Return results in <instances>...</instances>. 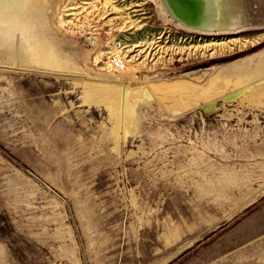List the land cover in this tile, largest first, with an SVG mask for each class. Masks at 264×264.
I'll list each match as a JSON object with an SVG mask.
<instances>
[{"label": "rangeland", "instance_id": "rangeland-1", "mask_svg": "<svg viewBox=\"0 0 264 264\" xmlns=\"http://www.w3.org/2000/svg\"><path fill=\"white\" fill-rule=\"evenodd\" d=\"M223 1L216 34L166 0L0 22V264H264V25Z\"/></svg>", "mask_w": 264, "mask_h": 264}, {"label": "bare ground", "instance_id": "bare-ground-1", "mask_svg": "<svg viewBox=\"0 0 264 264\" xmlns=\"http://www.w3.org/2000/svg\"><path fill=\"white\" fill-rule=\"evenodd\" d=\"M180 1H182L183 3V0H180ZM192 1L195 3L196 0H192ZM246 1L247 0H224L222 2V5H221L222 8L220 9L228 11L227 12L229 14L228 17L231 22V27H228L227 31L230 29V31L235 32L239 30L240 28L253 27V26H258L261 24L264 25V0H253V3H254L253 6H255V9L260 10L261 13H259L256 17H250V18L248 17L247 12H246V8L248 9V7L246 6ZM186 4L192 5L191 3L187 1H186ZM216 9H219V8H216ZM45 10H46L45 0H0V22H5V21L11 22L9 24L19 34L22 41L25 42V44L26 43L30 44L32 43L35 35H38L39 40H41L39 30L43 27V22L45 19L44 17ZM242 10L243 11L245 10V12H243ZM187 21H189L188 24L190 25L192 24L190 19H187ZM218 22H219V18L215 16V18L206 19L205 22H198L199 26H186L182 24L181 22L180 24L181 26L192 29V30L205 32L203 30L204 28L212 27L213 24L218 23ZM201 23H202V26H201ZM200 26L203 27L201 30L195 29L196 27H200ZM254 57H256V55L246 57L245 59L229 64L223 69H225L224 71H227V73L233 72L237 69H240L239 71L243 72L244 67H246L245 65L249 63L251 60H253ZM261 57L262 56L260 55L259 58ZM252 62L253 61H251L250 63L254 64ZM256 64L258 65V63ZM247 65L249 66V64ZM258 67H260V65ZM246 71H244V73H247Z\"/></svg>", "mask_w": 264, "mask_h": 264}, {"label": "water", "instance_id": "water-1", "mask_svg": "<svg viewBox=\"0 0 264 264\" xmlns=\"http://www.w3.org/2000/svg\"><path fill=\"white\" fill-rule=\"evenodd\" d=\"M186 1L191 3L192 5H187ZM166 2L167 4L163 0V3L166 4V6L170 8V10H172L174 17L177 19V21L181 22L186 26H199L198 22H205L206 19L215 18V11L218 7L214 4V0H196L195 3L192 0H183V3L180 0H166ZM187 19L191 20V25L188 24L189 21H187ZM201 26L193 28L201 30L203 28ZM218 26L219 24L215 23L212 25V27H206L203 30L205 32L214 34L224 32L222 30H219L220 27ZM230 32L232 33V31Z\"/></svg>", "mask_w": 264, "mask_h": 264}, {"label": "built area", "instance_id": "built-area-1", "mask_svg": "<svg viewBox=\"0 0 264 264\" xmlns=\"http://www.w3.org/2000/svg\"><path fill=\"white\" fill-rule=\"evenodd\" d=\"M109 66L112 67L114 70H123L124 64L118 54H113L110 56Z\"/></svg>", "mask_w": 264, "mask_h": 264}]
</instances>
